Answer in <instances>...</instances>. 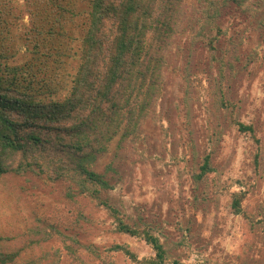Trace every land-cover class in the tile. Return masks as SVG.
I'll list each match as a JSON object with an SVG mask.
<instances>
[{
  "label": "rangeland",
  "instance_id": "1",
  "mask_svg": "<svg viewBox=\"0 0 264 264\" xmlns=\"http://www.w3.org/2000/svg\"><path fill=\"white\" fill-rule=\"evenodd\" d=\"M11 2L25 14V0ZM209 7L207 0L184 3L185 14L163 51L159 99L138 125L137 137L117 136L91 166L111 186L98 187L97 199L68 198L66 187L47 174L10 175L0 182V234L11 246H22L34 228L54 224L63 236L76 238L73 255L81 262L62 235L34 245L23 258L47 253L44 264H105L107 257L114 264H135L122 252H109L115 244L127 245L140 259L154 257L145 240L116 231L114 218L96 205L100 199L131 227L154 229L181 263L264 260V0L230 1L220 8L214 56L201 35L216 34L203 28ZM21 22L29 24V18L23 15ZM68 65L74 72L76 62ZM233 118L252 125L253 132H241ZM206 156L214 171L197 183L193 172ZM235 193H246L245 216L232 211Z\"/></svg>",
  "mask_w": 264,
  "mask_h": 264
},
{
  "label": "trees",
  "instance_id": "2",
  "mask_svg": "<svg viewBox=\"0 0 264 264\" xmlns=\"http://www.w3.org/2000/svg\"><path fill=\"white\" fill-rule=\"evenodd\" d=\"M11 1L0 0V182L10 175L47 174L66 187L68 198L97 199L98 187L111 186L91 166L117 136L120 141L137 137L138 125L159 99L163 51L177 32L186 0H25L29 24L21 22L23 15ZM230 1L243 2L207 0L203 28L210 26L216 34L201 35L213 56L222 33L214 19ZM22 51L19 63L15 59ZM70 60L76 62L74 72ZM220 103L228 107L223 99ZM233 120L241 132H253L252 125ZM213 171L206 156L193 176L200 183ZM245 195L233 194L237 215H246ZM96 205L114 218L116 231L142 238L155 256L140 259L125 244L109 252H122L135 264H184L171 258V247L154 229L131 227L105 201ZM55 235L64 234L54 224L36 227L15 247L0 234V264H44L47 253L22 255ZM63 238L73 255L76 238ZM73 257L81 262V256ZM103 262L114 264L108 257Z\"/></svg>",
  "mask_w": 264,
  "mask_h": 264
}]
</instances>
